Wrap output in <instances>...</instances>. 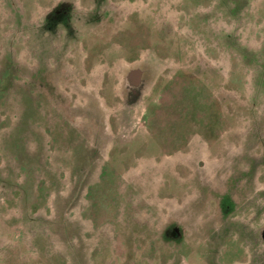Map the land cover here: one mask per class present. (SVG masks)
Listing matches in <instances>:
<instances>
[{
    "label": "rangeland",
    "instance_id": "obj_1",
    "mask_svg": "<svg viewBox=\"0 0 264 264\" xmlns=\"http://www.w3.org/2000/svg\"><path fill=\"white\" fill-rule=\"evenodd\" d=\"M263 239L264 0H0V264Z\"/></svg>",
    "mask_w": 264,
    "mask_h": 264
},
{
    "label": "flooded vegetation",
    "instance_id": "obj_2",
    "mask_svg": "<svg viewBox=\"0 0 264 264\" xmlns=\"http://www.w3.org/2000/svg\"><path fill=\"white\" fill-rule=\"evenodd\" d=\"M263 243H264V239H263Z\"/></svg>",
    "mask_w": 264,
    "mask_h": 264
},
{
    "label": "crops",
    "instance_id": "obj_3",
    "mask_svg": "<svg viewBox=\"0 0 264 264\" xmlns=\"http://www.w3.org/2000/svg\"><path fill=\"white\" fill-rule=\"evenodd\" d=\"M261 264H264V263H261Z\"/></svg>",
    "mask_w": 264,
    "mask_h": 264
}]
</instances>
